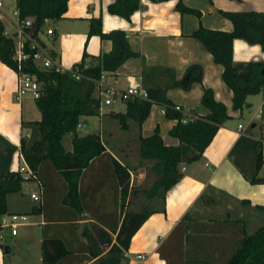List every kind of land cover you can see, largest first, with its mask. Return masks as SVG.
Segmentation results:
<instances>
[{"label":"crops","instance_id":"obj_1","mask_svg":"<svg viewBox=\"0 0 264 264\" xmlns=\"http://www.w3.org/2000/svg\"><path fill=\"white\" fill-rule=\"evenodd\" d=\"M112 1L67 0L65 13L56 20L50 19L54 35L43 39L58 55L63 67L78 64L84 52L89 62H94L112 50V39L88 34L90 20L99 17L103 31H124L129 48L140 54L106 69L109 82L121 88L138 82L144 86H160L165 88V96L172 104H180L185 112L194 115L209 113L201 98L204 88H211L214 98L224 103L229 115L201 156L180 164L181 177L167 189L164 199L158 198L160 206L153 207L155 211L133 234L120 264H137L134 257L137 251L147 252L142 264H203L185 258L186 213L198 220L242 219L246 231L249 224L253 227L264 223V210L258 207H264V182L249 181L228 155L243 133L264 140V91L249 94L243 107L235 108L233 91L222 78L223 66L191 32L199 24L231 30L232 21L220 10L264 13V0H183L188 7L199 10L200 16L193 12L181 13L176 6L178 0H140V7L129 18L111 13L108 5ZM233 59L264 62V47L234 38ZM107 62L113 66L111 56ZM143 63L149 67L146 78L142 75ZM192 64L200 65L201 81H194L188 88L170 85L171 73L180 80ZM154 66L169 70H156ZM16 87L15 69L0 59V137L4 140L0 142V161L9 156L10 145L15 146L9 160L10 170L26 163L20 151L21 140L29 145L41 136L37 125L41 110L36 100L30 95L16 99ZM92 94L99 98L96 82ZM125 108V102L116 99L110 104L100 103L97 114L81 117L79 133L98 132L105 147L90 159L79 176L81 213L63 201L68 184L50 159H43L35 177L23 180L18 191L6 195V213L24 212L28 219L18 225L16 234L0 238V264H102L100 258L115 241L124 215L114 158L125 162L115 151L130 153V141L136 142L139 134H151L155 127L165 144L179 143L169 132L176 119L163 112L160 102H152L141 126L130 119L127 127H121L112 112H123ZM62 143L67 150L72 149L71 133L63 135ZM259 174L264 176V161ZM31 193L38 194L39 199H34ZM86 221L96 222L109 233V241H99L102 250L98 255L91 253L79 232L81 223Z\"/></svg>","mask_w":264,"mask_h":264},{"label":"trees","instance_id":"obj_2","mask_svg":"<svg viewBox=\"0 0 264 264\" xmlns=\"http://www.w3.org/2000/svg\"><path fill=\"white\" fill-rule=\"evenodd\" d=\"M140 5V0H114L109 3L108 10L129 18ZM176 6L181 13L193 12L200 16L199 10L188 7L183 0H178ZM16 7L20 18L32 17V27L37 30L43 25L44 18H60L67 9V0H16ZM220 11L232 21L231 30L208 28L199 24L191 35L197 37L210 51L213 59L223 66L222 78L233 91V106L242 108L249 94L264 91V62L235 61L233 39L243 38L264 47V13L258 10ZM3 27L0 19V59L14 68V41L3 34ZM88 34L112 39L113 48L109 53L95 58L94 62H89L87 67H83V61L88 56L84 52L82 60L73 65L81 69L83 76L80 78L74 77L68 71L44 70L34 65L28 67L30 71L38 74L41 81L40 94L36 98V104L41 110V118L37 121L41 136L29 145L23 139L20 142L21 154L33 174L30 178L35 177L37 167L43 159H50L68 184L63 201L79 213L83 211L78 190L79 176L90 159L100 154L105 147L98 132L80 134L77 125L81 123L82 116L97 114L99 111L100 100L92 94L95 79L105 73L106 69H113L125 58L140 55L129 48L124 31H103L99 17L90 20ZM109 56L112 57L113 66L107 62ZM152 68L169 70L165 67ZM148 69L143 63L144 78ZM194 81H201L199 64L190 65L180 80L175 79L171 73L170 85L188 88ZM145 87L149 98L125 99V111L112 114L123 128L127 127L130 119H134L141 126L152 102L158 101L165 106V114L176 119V123L169 130L179 140L176 145L165 144L158 127L151 134H139L137 138L141 156L139 162L146 165L147 172L144 178L146 185L141 190L151 203L156 198L164 199L167 189L181 177L180 164L198 159L229 115L224 103L214 98L211 88L205 87L201 98L202 103L210 109L209 113L196 114L194 118L184 121L182 111L174 109L172 102L165 96V88ZM262 116L264 118V107ZM66 133H71V150H67L62 143ZM1 140L4 141L2 137L0 142ZM262 145L260 138L243 133L228 152L239 171L253 183L264 182V176L259 174L263 164ZM14 149L15 146L10 145L9 156L0 161V216L7 211L6 195L18 191L22 181L26 179L19 169H9V160ZM114 167L120 185L121 211L124 215L115 241L100 258L103 260L102 264H120L124 251L130 247L133 234L155 211L147 204H141L139 209L129 207L134 203L133 193L137 191L131 183V167L116 158ZM258 207L264 210V207ZM185 220L187 261L203 264H264V223L254 231L247 232L245 220L242 219L198 220L186 213ZM80 226L79 232L91 253L98 255L102 250L98 243L109 241V233L93 221L83 222ZM45 244H42L43 248Z\"/></svg>","mask_w":264,"mask_h":264},{"label":"built area","instance_id":"obj_3","mask_svg":"<svg viewBox=\"0 0 264 264\" xmlns=\"http://www.w3.org/2000/svg\"><path fill=\"white\" fill-rule=\"evenodd\" d=\"M0 19L3 22V34L14 41L12 60L14 62V69L17 73V87L15 91V98L20 100L23 96L30 95L35 100L40 94L41 81L38 74L30 71L28 67L34 65L39 69L68 71L76 77L83 76L81 69L74 66L65 68L59 62L58 55L48 47L43 39V36L52 37L54 35V27L49 24L50 19L44 18L43 25L34 30L32 27V17H19V10L16 7V0H0ZM83 67H87L89 60L86 57L83 61ZM99 88L100 103L110 104L114 100H125L131 98H149L147 88L138 82L130 84L125 87H118L109 82L106 78V73L95 79ZM173 108L183 113V120L194 118L195 115L185 112L180 104H172ZM165 113V106H162ZM78 123L77 127H80ZM242 124H238V129L241 130ZM263 145L261 147L262 159L264 161V140L261 139ZM19 171L25 178H29L32 171L25 163L19 166ZM34 199H39V195L31 193ZM28 215L24 212L4 213L0 216V238L6 234H16L19 224L25 223ZM127 250L123 254H126ZM135 261L137 264H142L147 258V252H135Z\"/></svg>","mask_w":264,"mask_h":264},{"label":"rangeland","instance_id":"obj_4","mask_svg":"<svg viewBox=\"0 0 264 264\" xmlns=\"http://www.w3.org/2000/svg\"><path fill=\"white\" fill-rule=\"evenodd\" d=\"M50 24V22H49ZM110 106V105H109ZM84 131V130H83ZM64 142L67 141L66 139H63ZM136 142L130 141L128 147L130 148V153L128 154H122L119 150L115 151V153L125 162L126 165L131 167V171L133 172L131 174V183L134 187L137 188V191L133 193L134 195V203H132L130 208L133 209H139L141 207V204H147L149 208L153 207H158L160 206V200H156L154 202L149 203L147 199L144 196L143 191L141 190L143 187H145V181L144 178L146 177V165L143 163L139 162V159L141 158L140 156V149H139V144L138 141L135 140ZM258 226H251L250 224L247 225V231L252 232L254 231Z\"/></svg>","mask_w":264,"mask_h":264}]
</instances>
